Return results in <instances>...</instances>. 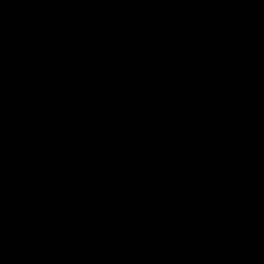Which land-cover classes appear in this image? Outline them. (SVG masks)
<instances>
[{"label":"trees","instance_id":"16d2710c","mask_svg":"<svg viewBox=\"0 0 264 264\" xmlns=\"http://www.w3.org/2000/svg\"><path fill=\"white\" fill-rule=\"evenodd\" d=\"M58 1L84 6L109 0ZM237 1L264 15V3ZM64 36L101 47L99 50L105 52L98 50L91 63L84 60L82 70L76 74L75 69L68 67L69 63L65 66L71 52L65 48ZM26 42L35 46L39 65L28 59L20 61L18 53H23L20 45L27 48ZM204 44H224L234 51L243 46L264 60L263 50L196 13H185L120 36L88 38L61 31L31 1L0 2V89L6 92L0 101V148L17 144L18 112L22 108L18 104L17 111L15 102L23 95L28 100L22 112L27 119L39 118V123L24 121L25 132L32 129L39 133L32 145L41 148L35 154V166L46 163L50 180L59 169L65 170L63 179L73 177L71 171L84 178L73 177L72 182L79 180L89 185L86 193L89 197L84 199L91 201L99 194L107 202L87 213L88 206L81 205L67 228L70 236L67 233L62 236L64 228L48 236L44 235L50 231L42 232L45 254L56 257V263L158 264L157 259H162L166 261L164 264H264V179H260L258 186H249L251 181L245 180L255 173L257 166L236 173L233 168L238 165L231 162L219 166L221 172L214 173L219 168L216 163H220L217 153L207 155L198 146L205 125L173 115L184 76L199 81L204 71H216L222 64L200 59L202 55L195 51ZM13 54H18L16 65L20 76L10 59ZM175 68L183 74L178 81L173 77ZM9 72L17 75L7 83ZM40 77L44 78L43 84L41 80L39 84L35 82ZM257 130L250 140L260 145L262 153L264 134ZM227 146L234 157L245 148L248 150L237 137ZM5 151L11 154L14 150ZM16 152L24 155L21 148ZM57 153L62 155L58 160L60 166L52 160ZM10 160L18 165L19 177L27 180L31 173L22 169L16 157L9 156L5 162ZM42 172L40 167L36 176ZM8 173H15L13 165ZM260 174L263 178L264 162ZM41 182L45 184L46 180ZM144 182L148 186H141ZM148 193L154 195L158 211L146 221L134 219L139 224L156 225L148 229H136L133 225V232L142 230L143 234L135 236V251L123 259L126 251L105 244L117 240V232L125 231L117 228V223L123 220L118 212L133 216L131 208L146 205ZM10 195L0 188V264L31 263L36 254L29 247L40 237L34 216L44 214V208L28 203L9 210L6 200H10ZM80 217L84 227L96 220L86 234L79 229ZM215 217L216 226L212 224ZM173 218L181 222H171ZM58 238L61 243L54 247ZM68 240L79 245H71Z\"/></svg>","mask_w":264,"mask_h":264},{"label":"flooded vegetation","instance_id":"af4514ba","mask_svg":"<svg viewBox=\"0 0 264 264\" xmlns=\"http://www.w3.org/2000/svg\"><path fill=\"white\" fill-rule=\"evenodd\" d=\"M251 1L264 3V0ZM21 38L26 37L21 35ZM18 41L19 40H17V42ZM64 44L65 48L71 52L70 55H67L65 66L69 63L68 67L75 69L76 74L82 70L83 67L81 64L84 63V60L88 63L93 62L95 59L94 54L101 48L98 46H90L86 42L68 36H64ZM20 46L23 48V53H18L21 56L20 61L28 59L32 63L39 65L40 57L35 46L31 42L27 48L22 44ZM12 50H15V46H12ZM98 52L105 51L104 49H101ZM195 53L201 54L202 56L200 59L205 62L211 63L220 61L222 64L216 67V71L213 69L204 71L205 75L199 81L194 79L191 80L187 75L184 76L179 90L182 94L178 96L179 101L175 103L176 108L173 111V115L177 118H184L183 120L191 122L192 124L201 121L202 125H205V128L202 129L200 139L198 140V146L201 147L207 155L217 153V159L220 163H218V165L216 163V167L234 162L233 165L238 166L233 168V172L238 173L242 169L257 166L258 170L256 169L254 174L248 175L245 180L249 179L251 181L252 184H248L249 186H258L260 179H264V177L262 178V174H260L261 166L264 162V152L261 153V149L259 148L260 145L256 142L254 143L250 139L254 136L252 133L256 128H258V133L264 134V132H262L264 131V60L259 58V54L254 51H248V49L243 46L235 48L234 51L233 47L224 44L214 46H207L204 44L198 46ZM18 54L11 55L10 59H13L12 64L15 65L14 68L18 70V76H20V68L16 65ZM60 67L62 68L61 63ZM177 70L175 68L173 74L176 81L180 79L181 75L183 77V74H180L181 70ZM16 75L15 72H13V74L9 72L7 83L12 82V78L16 77ZM39 80H41L42 84L45 82L43 77H40V79L37 78L35 82L39 84ZM58 84L60 83L58 82ZM61 86L64 85L62 84ZM4 93L6 92L0 89V101L2 100L1 97ZM26 100H28L27 97L20 95L15 102L18 106L17 111L19 110L18 104H21L22 108V110L18 112L20 137L15 140L17 144L14 147L5 145L6 150L13 148V153L9 154L3 147L0 148V164L2 165V167H0V188L7 190V193L11 194L9 198L10 200H6L9 210H17V207L28 203H31L33 206H41L44 208V214L40 213L38 216H34V226L36 231L39 232L40 237L35 239L34 243L29 247V249L36 254V260H31V263L27 264H37L38 261V264H59L56 263V257L51 258L49 253L45 254L46 241L43 239L42 232L45 230L50 231L49 234L44 235L48 236L50 234L53 235V232L57 229L64 228L62 236L66 233L69 235L71 231L67 228H70L72 225H70V222H72L74 215L78 212V208L81 205L84 204L88 206L85 210V213H87V211L89 212L92 209L100 208L102 204L107 202L104 198H100L99 194H97L91 201L89 199H84L86 196L89 197L86 194L88 190L87 186L89 185L83 184L75 178L74 179L77 180V182H72L73 177L80 180L84 179L77 177L73 172L69 171L70 176L73 177H70L69 179L64 178L66 180L65 182H62L64 179L61 175L63 172L65 173L64 169H59L55 178L50 180L46 163L42 162L38 166H35L36 162L34 159L37 158L35 154H37V150L39 152L41 148H32V145L39 133L38 130L32 129L30 130V133L25 132L26 125L24 121H28L27 123H36L39 121V118L35 116L34 119H31V116H28L29 119H27L26 115L22 112L24 109L23 104L27 103ZM240 135L242 137L241 139ZM236 137L242 143L244 142L246 144L248 150L245 148L244 152L239 153L238 156L234 157L230 154V147L227 145L231 143L233 139H236ZM7 142L8 140L4 138V143L7 144ZM18 148H21L22 153L24 154L23 156L20 155V152L17 154L16 151ZM47 149H50V147L47 146ZM9 156L19 159L22 169L25 170V172L31 173L27 180L19 177L18 165L14 160L5 162V159ZM61 156V153H57L55 159L52 158L53 162L58 166H60L59 161L61 160ZM214 159H216V157H214ZM11 165H13L15 170V173L12 174L15 175L14 178H12V175H8V168ZM42 165H45V168ZM40 167L43 168V172L36 176ZM219 171L221 172L220 167L215 170L214 173ZM42 179L46 180L45 184H42ZM15 186L21 187L16 188ZM24 186L27 188L25 189ZM38 186H48L50 189L48 190L40 187L42 188L40 191ZM141 186L144 187L148 185H145L144 182ZM214 186L217 185L214 183ZM146 189L147 191L149 190L148 187ZM213 189L216 190L218 188L215 189V187H213ZM36 190L38 191L35 192V195L33 193ZM143 190L145 192V189ZM148 196L150 201H146V203H144L146 205L143 207L134 206L131 208L133 216L118 212V214L123 217V220L121 223H117L118 225H122V228H119L118 225L117 228L118 230L124 229L125 231L117 232V240L113 239L105 244L109 245V247L110 245H116L115 249L126 251V253L122 252L123 259L126 258L127 253H133L135 251V236L137 235L138 237L143 234L142 230L139 231V233L133 232L131 230L133 229V225L136 229H148L149 227L156 225L155 223L139 224L136 221H146L158 211L155 210L157 202L152 199L154 198V195L148 193ZM250 209V211L253 210L252 206ZM53 217L55 218L53 219ZM81 217L78 221L79 229L83 234H86L91 230L92 225L93 223H96V220H93L92 224L89 226L84 227L82 226ZM134 218H136V220ZM242 219L244 220V218ZM178 220L181 219L173 218L171 222L179 224L180 221ZM84 223L87 224V222ZM212 224L215 226L218 224L216 217ZM41 229L44 230L41 231ZM213 234L215 235L216 232L213 231ZM77 237L83 236L78 235ZM68 241L71 245H79L72 240ZM60 243L61 238H58L53 246L60 245ZM140 257L141 256H139V258ZM156 263L164 264L166 261L164 262L162 259H157Z\"/></svg>","mask_w":264,"mask_h":264},{"label":"water","instance_id":"95a60500","mask_svg":"<svg viewBox=\"0 0 264 264\" xmlns=\"http://www.w3.org/2000/svg\"><path fill=\"white\" fill-rule=\"evenodd\" d=\"M6 1L18 0H0ZM28 1L61 31L81 37L120 36L157 26L185 13H196L264 51V15L237 0H109L84 6L58 0Z\"/></svg>","mask_w":264,"mask_h":264}]
</instances>
